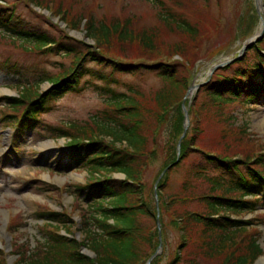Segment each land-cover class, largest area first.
I'll list each match as a JSON object with an SVG mask.
<instances>
[{
  "label": "trees",
  "instance_id": "1",
  "mask_svg": "<svg viewBox=\"0 0 264 264\" xmlns=\"http://www.w3.org/2000/svg\"><path fill=\"white\" fill-rule=\"evenodd\" d=\"M27 2L40 6L37 0ZM5 8L0 5V29L6 35H13L0 34L1 38H9L11 43L21 40L24 44L19 46L36 55L49 52L62 59L51 63L58 66L59 76L41 72L31 82L19 84L16 97L2 98V106L11 114L2 113L0 122L13 126L17 132L13 136V152L21 149L25 135L40 130L48 139L70 140L71 149L67 156L71 164L65 168L85 162L89 172L88 184L77 186L76 191L86 203L83 241L78 242L62 214L42 213L39 217L46 224L38 233L41 248L15 251L13 254L17 259L14 264H144L145 257L149 258L158 243L156 233L150 234L139 221L150 219L156 224V201L154 196L152 202L144 196L140 182L150 158H155L160 150L166 152V165H172L167 175L184 162L191 163L175 194L161 198L162 202L157 194L159 213L163 210L170 214L178 231H185L180 238L178 253L168 264H252L264 255L253 237L248 238L243 246L238 243L239 233H246L250 223L230 216L253 212L261 201L264 202L261 171L248 161L235 158L244 155L238 151L243 134L234 128L236 118L231 113H220L221 123L228 129L220 137L224 148L213 147L215 154H207L197 147L200 130L192 125L193 98L188 109L189 127L180 144L178 162L174 164L176 144L183 131L184 116L180 105L188 86L186 79L178 77L179 70L184 72L181 64L122 63L92 52L84 43L74 42L63 33L51 36L44 29L23 25H16L15 31L2 29L1 25L12 26L21 19L13 7ZM56 14H61L60 20L69 30H79L84 21L85 36L95 42L97 49H103L113 38L131 39L128 23L107 25L92 16L86 21L80 18L72 23L67 12L58 11ZM169 18L168 15L162 18L167 26L171 25ZM173 25L187 35L193 32L192 26L184 20H177ZM136 37L143 49L154 50L152 34L142 32ZM250 52L252 59L244 67L234 69L235 62L234 68L229 65L219 68H230V75L215 78L211 85L203 88L211 99L210 104L219 110L232 102L248 104L264 99V52L253 46ZM65 60H68V67L63 63ZM88 64L100 69L92 70ZM190 69L191 65L187 73L189 77ZM145 72L154 74L158 80L157 88L148 97L139 86L121 83L116 78V75ZM43 82L51 86L47 93L40 90L39 85ZM86 89H92L104 103V109L95 115L92 126L75 122L60 128L41 125L40 115L49 109V104L65 94H77ZM171 112L174 114L169 115ZM168 126L167 142L160 145L159 134ZM115 173L124 175V179L111 177ZM167 182L166 176L157 186L159 191L167 187ZM247 196L252 200L244 199ZM55 223L58 226H54ZM83 249L90 250L93 257L83 254ZM0 264H5L4 260Z\"/></svg>",
  "mask_w": 264,
  "mask_h": 264
},
{
  "label": "rangeland",
  "instance_id": "2",
  "mask_svg": "<svg viewBox=\"0 0 264 264\" xmlns=\"http://www.w3.org/2000/svg\"><path fill=\"white\" fill-rule=\"evenodd\" d=\"M37 1L40 6L28 3L27 0H0V5L6 8L13 7L21 16L20 21H16V24L12 26L1 25L2 29L15 31L16 25H23L25 28L34 26L44 29L51 36L63 33L74 42L84 43L92 52L122 63L181 64L184 72L179 70L178 77L188 82L184 99L180 105L181 111L186 101L188 88L196 84L202 85L197 91L195 88L192 95L195 100L191 113L192 125L200 130L197 147L207 151L205 152L207 154H215L213 147L222 150L224 144L220 137L228 129L221 123L223 118L219 115L220 113H231L236 118L234 128L241 130L243 134L242 141L238 143V151H242L244 155H237L235 158L248 161L264 176L262 165L264 159V99L260 98L257 102L248 104L232 102L219 110L217 106L210 104L211 99L203 90L211 85L215 78L220 79L231 73L230 68L216 69L211 72L210 69L216 61L224 58L231 59L229 66L234 68L236 62L237 66L234 69H237L244 67L246 62L252 59V52H250L252 46L264 52V39L253 40L251 45L242 51L245 42L261 28V23L264 26V0H261V3H258V0ZM58 11L67 12L68 20L72 23H76L80 18L86 21L89 16L107 25L128 23L131 39L123 41V39L113 38L103 49H97L95 42L85 36L84 21L81 22L79 30H69L66 24L61 22V14H56ZM166 15L170 17L168 21L171 25L169 26L165 25L162 19ZM177 20H184L189 24L188 26L191 25L193 32L187 35L177 30L173 25ZM142 32L154 36L152 52L143 49L136 40V36ZM0 34L6 37L13 35L12 33L6 35L1 29ZM6 37H0V115L2 113L11 114V111L2 106V98L16 97V87L25 81L26 83L31 82L34 76L41 72L59 76L58 66H52L51 63L62 61L60 56L49 52L36 55L23 50L19 46V44H24L21 40L11 43L12 40ZM63 63L68 67V60ZM190 65L191 68L194 67V70L193 76L189 73V77L187 73ZM88 67L92 70L100 69L94 64H88ZM116 78L121 83L139 86L143 93L147 94L146 97L158 86L157 78L150 72L138 75H116ZM39 87L43 93L51 89L47 82L41 83ZM103 109L104 103L100 97L92 89H86L77 94H65L49 104V110L41 114L40 123L41 125L49 124L55 128L69 126L71 122L92 126L96 121L95 115ZM173 114L174 112H171L169 115ZM189 120L190 117H188ZM168 131L169 126L160 132L158 137L160 145L167 142ZM15 133L17 132L14 131L13 126L0 122V233L4 235L0 237V261L4 260L5 264H14L17 256L13 253L17 250L23 252L36 250L37 247L41 248L42 240L38 233L44 230L46 224V221L39 217L42 213L62 214L70 222L65 224L70 226L71 233L78 242H82L85 237L86 203L85 199L76 192L77 186H85L89 182V172L85 168V162L79 166L72 165L65 168L66 164H71L67 156L71 149L68 144L69 140L45 139L46 137L40 133V130H34L33 133L25 135L21 149L18 151H10L7 155L2 154L5 149L10 150V143ZM227 145L230 146V143ZM165 154V151L160 150L155 154V158H150L142 175L140 182L144 187L142 192L146 198L149 197L150 202L153 200L155 190L161 202V198L175 194L191 167V163L186 161L168 175L164 173L156 184L158 177L167 167ZM166 176L167 187L159 191L157 186L164 182ZM111 177L124 178L120 173L113 174ZM244 199L252 200L250 196ZM230 216L233 219L250 223L245 229L246 233H239L238 243L243 246L248 238L253 237L264 252V202L261 201L253 212H242ZM159 219L163 249L161 256L153 259L154 262L152 260L150 264L170 263L178 253L180 238L185 235V231L181 229L178 231L177 223L167 212L160 210ZM139 222L141 226L149 229L150 234L155 232L157 240V225L150 219H140ZM54 226L58 224L55 223ZM186 249L188 250L189 247ZM83 253L93 257L90 250L85 249ZM149 258L145 257V262ZM260 258H264V255L259 256L252 264Z\"/></svg>",
  "mask_w": 264,
  "mask_h": 264
},
{
  "label": "water",
  "instance_id": "3",
  "mask_svg": "<svg viewBox=\"0 0 264 264\" xmlns=\"http://www.w3.org/2000/svg\"><path fill=\"white\" fill-rule=\"evenodd\" d=\"M264 30H262L261 33H263ZM261 38V36L257 37V38H253L252 40H248L244 47H243V50L242 51H245V49H247L253 40H259ZM222 66V63L218 64V65H215L213 67V70L212 72L218 68ZM190 90V88L188 89V91ZM188 95V92L186 94V96ZM182 109H183V113H184V126H183V132L177 142V146H176V150H177V156L179 155V152H180V143L183 139V137L185 136L186 134V131H187V127H188V115H187V110L184 108V106L182 105ZM178 160H176L175 163H177ZM171 166H168L165 170L162 171V173L160 174V176L158 177L157 181H156V184L158 183L159 179L163 176V174L170 168ZM154 196L156 197V190L154 191ZM156 210H157V216H156V224H157V229H158V240H159V244H158V247H157V250L156 252L149 258V260L146 262V264H150V262L152 261V259L159 254L160 250H161V247H162V242H161V232H160V223H159V219H158V208H157V202H156Z\"/></svg>",
  "mask_w": 264,
  "mask_h": 264
},
{
  "label": "bare ground",
  "instance_id": "4",
  "mask_svg": "<svg viewBox=\"0 0 264 264\" xmlns=\"http://www.w3.org/2000/svg\"><path fill=\"white\" fill-rule=\"evenodd\" d=\"M261 24H262V23H261ZM258 31H259V29H258ZM258 31H257V32H258ZM193 92H194V88H191V89L189 90V92H188V97H187V99H190V98L192 97ZM3 231H5V230L3 229ZM1 236H4L3 233H0V237H1ZM255 264H264V258H260V259H258V260L255 262Z\"/></svg>",
  "mask_w": 264,
  "mask_h": 264
}]
</instances>
